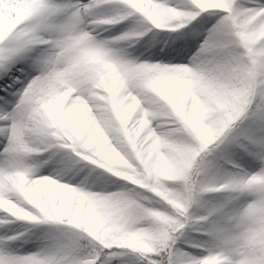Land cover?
Instances as JSON below:
<instances>
[{
  "label": "snow or ice",
  "instance_id": "6c2138e0",
  "mask_svg": "<svg viewBox=\"0 0 264 264\" xmlns=\"http://www.w3.org/2000/svg\"><path fill=\"white\" fill-rule=\"evenodd\" d=\"M0 264H264V0H0Z\"/></svg>",
  "mask_w": 264,
  "mask_h": 264
}]
</instances>
